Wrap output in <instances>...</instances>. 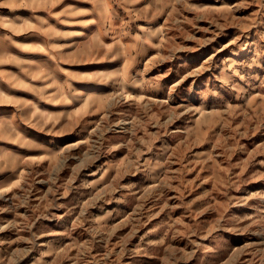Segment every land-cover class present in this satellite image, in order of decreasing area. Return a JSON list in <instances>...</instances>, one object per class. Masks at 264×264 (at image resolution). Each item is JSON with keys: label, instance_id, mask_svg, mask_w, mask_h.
I'll return each instance as SVG.
<instances>
[{"label": "rangeland", "instance_id": "rangeland-1", "mask_svg": "<svg viewBox=\"0 0 264 264\" xmlns=\"http://www.w3.org/2000/svg\"><path fill=\"white\" fill-rule=\"evenodd\" d=\"M244 2L183 0L186 6L177 13L172 7L174 0H134L129 7L137 15L135 23L160 28L163 33L153 37L156 47L149 50L143 63L169 53L173 56L155 64L150 74L161 75L171 68L163 77L164 82L171 83L185 64L199 69L213 54L216 66L225 70L229 62L244 60L254 30L249 21L261 7L253 3L237 7ZM6 4L20 6L10 8ZM91 8V0H0V121L15 117V132L47 149H21L15 133L9 130L6 136L0 128V241L5 242L0 244V252L7 256L19 254L29 246L28 240L19 237H30L38 230L46 233L39 236V247L16 264H33L41 253H47L43 257L47 264H161L158 258L134 256L131 250H153L162 247L153 242H169L170 238L172 243L185 247V226L194 221L210 222L218 215L212 205H223L227 196L239 200L264 192L262 87L253 86L240 98L223 93V99L201 105L195 91L189 93L187 89L195 90L203 83L210 74V70H205L195 77L189 76L180 95L174 102L169 101L199 109L179 116L159 110L162 106L157 102L166 98L164 93L128 89L121 102L115 95L117 89L94 84L83 86V97L74 105L53 102L51 95L67 78L60 69L93 77L121 66L119 59H108L112 53L105 55L100 51L95 55L102 59L89 58L97 25L91 23L94 14L83 10ZM142 11L151 15L152 20H144L139 15ZM121 13L127 16L128 9H121ZM37 18L43 23H38ZM104 43L111 44V39H104ZM24 102L31 103L21 110ZM25 115L32 122H43L45 127L54 123L56 131H39L32 122L21 119ZM115 120L121 123H113ZM133 121L137 136L145 141L156 138V145L176 152L167 166L171 171L165 170L172 186L165 185L164 195L158 199L151 187L157 181H145L139 173L126 172L132 159L131 146L101 151L88 167L74 168L79 155L88 147L86 141L117 135L132 140L131 133L125 136L119 130L131 128ZM113 143L119 144L121 139H114ZM17 157L23 159L18 161ZM165 171H158V177H164ZM121 172L125 174L120 183H135L141 189L135 197L121 196L123 189L107 191ZM73 173L74 184H86L81 190L83 195L75 190L66 196L59 195L52 181L61 183V177L67 180ZM237 178L242 181L240 187H231L230 183ZM178 191L183 193L182 197ZM55 195L59 198L54 199ZM76 197L81 203L88 202L82 215L111 213L106 218L107 224L114 227L111 236L103 233L105 238L100 239L99 234L94 237L86 228L72 227L76 215H61L66 213L65 207L48 206L44 208L45 215L39 214V205L48 201L76 203ZM190 201L193 203L186 207ZM228 211L247 215L250 209L230 203ZM51 213L56 217L49 219ZM69 228L71 233L65 234ZM173 230L180 234L174 235ZM224 236L228 244L220 257L221 264H258L252 255V245L257 243L254 235L224 231Z\"/></svg>", "mask_w": 264, "mask_h": 264}, {"label": "clouds", "instance_id": "clouds-1", "mask_svg": "<svg viewBox=\"0 0 264 264\" xmlns=\"http://www.w3.org/2000/svg\"><path fill=\"white\" fill-rule=\"evenodd\" d=\"M133 2L134 0H91L92 8L83 10L91 11L94 14L95 19L91 23L97 25L91 38L92 48L90 49L89 58L102 59L103 57H97L95 53L104 51L105 55L112 53V55H108V59H119L121 66L112 72L93 77L87 75L82 76L66 69H60L61 72H66L67 78L62 85H57L56 92L51 95L50 98L53 102L74 105L78 99L83 97V86L94 84L117 89L118 91L115 92V95L121 98V102L128 89L154 94L164 93L166 98L157 102L158 106H162L159 110L161 112H173L179 116L185 111H198L199 109L190 108L187 104L169 103V101L174 102L176 100L183 88L184 81L189 76L195 77L205 70H210V74L203 83L195 90L192 87L187 89L189 93L195 91L201 105L223 99V93H228L231 97L240 98L253 86L264 88V11H261V9H264V0H245L243 4L237 5V7H241L247 6V3H253L261 6L249 21V26H254V30L250 33L251 38L248 44V55L244 60L229 62L226 66L227 70H225L224 68L216 66L213 54L206 59L204 65L199 69L193 70L189 65L185 64L182 71L178 73V78L171 83L164 82L163 80V77L172 71L171 68L168 69V72L161 75L150 74L155 64L172 59L173 56L171 53L166 56L161 55L158 59H151L147 63H143L144 57L149 50L152 47H156L153 44V37H157L163 33L160 28L135 23L137 15L133 14L129 7ZM6 6L15 8L20 5L6 4ZM184 6L186 5H184L183 0H174L172 4L174 11L177 13ZM121 9H128L127 16L121 13ZM139 15L146 21L152 20V16L145 15L143 11ZM170 19L175 24L174 18L170 17ZM37 22L43 23L39 18H37ZM59 34L72 35V33ZM104 39H111V44H105ZM170 47H175V45H171ZM30 103L24 102V104H21V110L24 109L26 104L30 105ZM31 107L35 108V105H31ZM36 112L38 113L39 110L36 109ZM14 119L15 117H13ZM21 119L32 122L31 118L27 115L22 116ZM13 120L0 121V128L4 129L6 136L8 131L11 130L18 138L21 149L47 151L44 144L38 143L35 140L25 139L19 133H16L13 127ZM32 123L41 132L56 131L54 123L50 127H45L43 122L40 121ZM113 123L120 124L121 121L115 120ZM136 130V124L133 121L131 128L122 127L119 130L125 136L131 133L132 140L122 139L117 135L114 137H101L91 142L86 141L85 143L88 147L81 152L78 157V162L74 164V168L80 169L88 167L101 155V151L111 152L114 147L131 146L133 151L129 153V156L132 159L126 172L132 175L139 173L145 181L149 179L157 181L151 187L158 193L157 199L163 196V188L165 185L168 187L172 186L168 184L167 171H171V169L167 166H170L172 156L176 152L164 145H156V138L145 141L142 137L135 134ZM160 135H163V133ZM114 139H121V143H113ZM132 141H135V144ZM16 159L20 161L23 158L17 157ZM112 166L110 165V167ZM166 168L167 171H165ZM158 171H165V176L158 177ZM124 174V172H121L112 182V187L108 188L107 191L115 192L123 189L125 191L121 193V196L135 197L136 193L141 192V189L135 183H120V177ZM74 177L75 173L67 180L61 177V183H56L55 180L52 181L59 195L66 196L74 190L81 191L86 187V184H74L72 182ZM240 183L242 181H239V178H237V180L230 183V186L239 188ZM190 184L191 182H189ZM52 191L53 189L50 188L49 192L51 193ZM178 194L181 197L183 196V193H179V191ZM81 195H83L82 191ZM225 195L227 196V192H225ZM58 198V195L54 196V199ZM41 199L44 200L45 198L42 197ZM75 199L76 203L69 201L68 204H53L52 201H48L47 204L38 206L40 208L39 214L45 215L44 208L48 206L57 208L65 207L66 213L61 215H76L72 227L79 226L86 228L94 237L99 234L100 239L105 238L102 235L103 233H107L109 236L113 234L114 227L107 224L106 220L111 215L110 212H105L103 216H93L91 213L82 215L80 213L83 212L88 202L81 203L78 197ZM111 199H118V197H111ZM249 201L252 202L249 203ZM191 203L193 201L188 202L186 207H190ZM230 203L247 206L250 211L247 215L230 213L228 211ZM212 207L217 208L218 215L210 222L194 221L191 226H185L184 235L188 237V243L185 247L177 246L171 242L170 238L169 242H165V240L153 242L155 245L162 247L153 250L137 247L131 250V254L134 256L139 254L140 256L155 257L161 261V264H221L220 257L222 252L227 250L226 245L228 244L224 236V231H229L237 234H247L249 236L254 235L257 238V243L252 245L254 249L252 255L258 264H264V192H255L251 196L242 197L239 200H233L231 196H227V200L223 205H212ZM48 216L49 219H52L56 217V214L51 213ZM118 226L116 225V227ZM30 228L31 225H29ZM71 230L72 228L67 229L65 234H70ZM45 234L44 231L38 230L37 232H32L30 237H19L18 239L28 240L29 246L20 250L19 254L13 253L12 256H7L3 252H0V264H16V261L22 259L33 248L39 247V236ZM173 234L179 235L180 233L173 230ZM3 243L5 242L0 241V244ZM161 253L163 254L161 255ZM45 255L47 253H41L40 257L33 261V264H47V261L43 259ZM138 264H143V261H138ZM249 264H252V262L250 261Z\"/></svg>", "mask_w": 264, "mask_h": 264}, {"label": "bare ground", "instance_id": "bare-ground-1", "mask_svg": "<svg viewBox=\"0 0 264 264\" xmlns=\"http://www.w3.org/2000/svg\"><path fill=\"white\" fill-rule=\"evenodd\" d=\"M79 141V140H78ZM83 141V140H82Z\"/></svg>", "mask_w": 264, "mask_h": 264}]
</instances>
